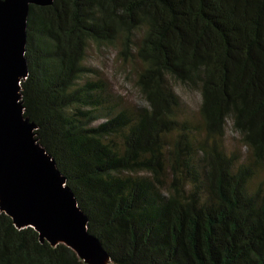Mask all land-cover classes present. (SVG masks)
Listing matches in <instances>:
<instances>
[{
	"label": "trees",
	"instance_id": "16d2710c",
	"mask_svg": "<svg viewBox=\"0 0 264 264\" xmlns=\"http://www.w3.org/2000/svg\"><path fill=\"white\" fill-rule=\"evenodd\" d=\"M89 43L132 66L138 104L92 78ZM24 56L23 115L112 264H264V0H53ZM0 264L85 263L0 211Z\"/></svg>",
	"mask_w": 264,
	"mask_h": 264
},
{
	"label": "water",
	"instance_id": "95a60500",
	"mask_svg": "<svg viewBox=\"0 0 264 264\" xmlns=\"http://www.w3.org/2000/svg\"><path fill=\"white\" fill-rule=\"evenodd\" d=\"M53 0H0V211L18 229L32 228L40 242L63 244L85 264H112L88 219L36 139V126L23 115L20 84L28 75L25 59L30 6Z\"/></svg>",
	"mask_w": 264,
	"mask_h": 264
},
{
	"label": "rangeland",
	"instance_id": "374dc122",
	"mask_svg": "<svg viewBox=\"0 0 264 264\" xmlns=\"http://www.w3.org/2000/svg\"><path fill=\"white\" fill-rule=\"evenodd\" d=\"M84 64L93 70L92 78L106 83L113 95L120 97L121 101L128 104H138L140 101L135 87V75L132 66L123 63L117 51L108 48H97L89 43L87 46ZM174 91L180 97L182 110L188 118L195 120L197 108L200 103L198 92L184 89L177 84L173 85ZM224 145L229 152L246 156V150L241 145L239 137L231 130L228 121L225 128ZM263 172L259 173L252 181L256 183L261 179Z\"/></svg>",
	"mask_w": 264,
	"mask_h": 264
}]
</instances>
